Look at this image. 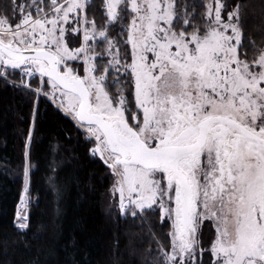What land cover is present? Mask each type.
Returning a JSON list of instances; mask_svg holds the SVG:
<instances>
[{
  "label": "snow or ice",
  "instance_id": "obj_1",
  "mask_svg": "<svg viewBox=\"0 0 264 264\" xmlns=\"http://www.w3.org/2000/svg\"><path fill=\"white\" fill-rule=\"evenodd\" d=\"M242 7L0 0V80L82 130L112 175L110 207L147 230L150 264H264V45L245 43Z\"/></svg>",
  "mask_w": 264,
  "mask_h": 264
},
{
  "label": "trees",
  "instance_id": "obj_2",
  "mask_svg": "<svg viewBox=\"0 0 264 264\" xmlns=\"http://www.w3.org/2000/svg\"><path fill=\"white\" fill-rule=\"evenodd\" d=\"M229 2L243 5L245 43L264 45V0ZM34 105L29 219L21 230L14 218ZM91 146L48 98L37 101L34 93L0 80V264H150L147 230L110 207L113 178Z\"/></svg>",
  "mask_w": 264,
  "mask_h": 264
},
{
  "label": "rangeland",
  "instance_id": "obj_3",
  "mask_svg": "<svg viewBox=\"0 0 264 264\" xmlns=\"http://www.w3.org/2000/svg\"><path fill=\"white\" fill-rule=\"evenodd\" d=\"M21 2H23V0H21ZM19 203H20V201H19ZM19 203H18V204H19ZM109 203H110L109 205H111V198H110V195H109ZM16 210H17V207H16ZM14 220H15L16 225H18V224H17L16 213H15V218H14Z\"/></svg>",
  "mask_w": 264,
  "mask_h": 264
}]
</instances>
